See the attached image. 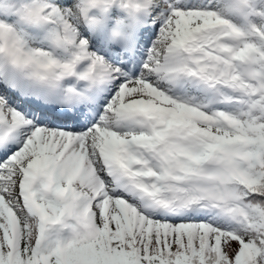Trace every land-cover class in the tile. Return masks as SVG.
<instances>
[{
	"label": "snow or ice",
	"instance_id": "snow-or-ice-1",
	"mask_svg": "<svg viewBox=\"0 0 264 264\" xmlns=\"http://www.w3.org/2000/svg\"><path fill=\"white\" fill-rule=\"evenodd\" d=\"M0 264H264V0H0Z\"/></svg>",
	"mask_w": 264,
	"mask_h": 264
}]
</instances>
